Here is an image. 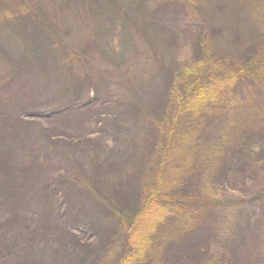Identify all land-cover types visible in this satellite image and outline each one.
<instances>
[{
    "label": "rangeland",
    "instance_id": "1",
    "mask_svg": "<svg viewBox=\"0 0 264 264\" xmlns=\"http://www.w3.org/2000/svg\"><path fill=\"white\" fill-rule=\"evenodd\" d=\"M133 255L264 264V0H0V264Z\"/></svg>",
    "mask_w": 264,
    "mask_h": 264
},
{
    "label": "trees",
    "instance_id": "2",
    "mask_svg": "<svg viewBox=\"0 0 264 264\" xmlns=\"http://www.w3.org/2000/svg\"><path fill=\"white\" fill-rule=\"evenodd\" d=\"M258 60V59H257ZM239 72H241V70L239 71ZM231 74H233L232 75V77L233 78H236L239 74L238 73H235V72H232ZM199 83H202V81L201 80H198L195 84L196 85H198ZM202 88V87H201ZM204 88V87H203ZM200 89V90H198V91H196L195 92V96L194 97H192V98H190V99H188V102H185V105L184 106H182V108L181 109H179V111H178V113L180 114L181 112H183L184 111V109H196V108H200L201 106H202V103L204 102V101H206V100H209V99H211V98H213L212 97V93H217V91H218V89L214 86H212V87H205V89H207V90H213L212 92H209L208 93V91L207 90H205V89ZM174 120H177V118L176 119H174ZM152 197H150V198H148L147 199V201H146V204L148 205V204H151V201H153V200H155V198H153V200L151 199ZM149 209V208H148ZM148 211V210H147ZM137 251V255L138 256H140V252L141 251H139L138 249L136 250ZM133 257H134V255L131 257L132 258V260H130V259H128L127 261L131 264L134 260H133ZM123 259V258H122ZM122 264V263H121Z\"/></svg>",
    "mask_w": 264,
    "mask_h": 264
}]
</instances>
